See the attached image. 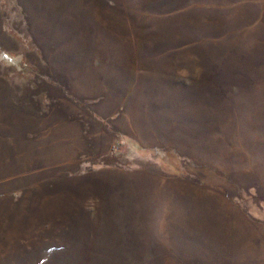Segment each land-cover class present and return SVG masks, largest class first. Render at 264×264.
<instances>
[{
    "label": "rangeland",
    "instance_id": "374dc122",
    "mask_svg": "<svg viewBox=\"0 0 264 264\" xmlns=\"http://www.w3.org/2000/svg\"><path fill=\"white\" fill-rule=\"evenodd\" d=\"M0 264H264V0H0Z\"/></svg>",
    "mask_w": 264,
    "mask_h": 264
}]
</instances>
